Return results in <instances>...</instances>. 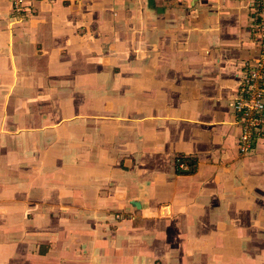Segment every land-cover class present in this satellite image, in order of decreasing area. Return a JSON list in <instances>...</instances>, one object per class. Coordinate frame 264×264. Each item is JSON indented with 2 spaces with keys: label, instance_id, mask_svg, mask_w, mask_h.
I'll list each match as a JSON object with an SVG mask.
<instances>
[{
  "label": "crops",
  "instance_id": "0c3cea01",
  "mask_svg": "<svg viewBox=\"0 0 264 264\" xmlns=\"http://www.w3.org/2000/svg\"><path fill=\"white\" fill-rule=\"evenodd\" d=\"M27 3L0 0V264H264L248 1Z\"/></svg>",
  "mask_w": 264,
  "mask_h": 264
},
{
  "label": "built area",
  "instance_id": "2783aa9c",
  "mask_svg": "<svg viewBox=\"0 0 264 264\" xmlns=\"http://www.w3.org/2000/svg\"><path fill=\"white\" fill-rule=\"evenodd\" d=\"M251 12L250 31L257 46L253 58L245 63L239 77V91L233 102L236 122L241 128L238 139L242 155L252 152L264 139V0H247ZM12 17L23 20L30 15L28 0H10ZM188 159L176 160L179 174L191 171Z\"/></svg>",
  "mask_w": 264,
  "mask_h": 264
},
{
  "label": "trees",
  "instance_id": "16d2710c",
  "mask_svg": "<svg viewBox=\"0 0 264 264\" xmlns=\"http://www.w3.org/2000/svg\"><path fill=\"white\" fill-rule=\"evenodd\" d=\"M189 163L192 165L193 163L191 161H189Z\"/></svg>",
  "mask_w": 264,
  "mask_h": 264
}]
</instances>
